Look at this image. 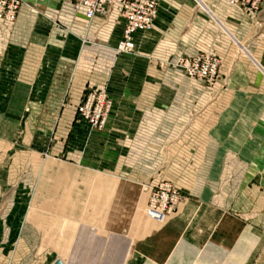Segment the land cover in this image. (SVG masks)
I'll return each mask as SVG.
<instances>
[{
    "label": "crops",
    "instance_id": "obj_1",
    "mask_svg": "<svg viewBox=\"0 0 264 264\" xmlns=\"http://www.w3.org/2000/svg\"><path fill=\"white\" fill-rule=\"evenodd\" d=\"M23 1L0 21V98L43 112L27 137L42 127L47 162L21 223L0 218V264H264V0H154L133 53L118 0L91 20ZM199 52L221 59L212 86L178 65ZM87 88L112 101L102 130L77 116ZM163 178L183 200L160 223L143 209Z\"/></svg>",
    "mask_w": 264,
    "mask_h": 264
},
{
    "label": "built area",
    "instance_id": "obj_2",
    "mask_svg": "<svg viewBox=\"0 0 264 264\" xmlns=\"http://www.w3.org/2000/svg\"><path fill=\"white\" fill-rule=\"evenodd\" d=\"M114 0H69L76 11L91 20L103 14ZM262 0H229L231 5H240L257 10ZM22 0H0V18L7 23H14L18 17ZM118 9L125 20L123 38L118 53H133L136 32L150 31L154 27L158 4L154 0H118ZM182 66L189 78L213 84L220 78L221 60L217 56L199 52L182 58ZM77 116L88 122L95 129H104L112 112V101L105 90L87 88L78 104ZM150 190L148 204L144 210L146 216L153 220L163 221L166 216L175 213L183 200L180 189L170 180L160 179L155 184H147Z\"/></svg>",
    "mask_w": 264,
    "mask_h": 264
},
{
    "label": "rangeland",
    "instance_id": "obj_3",
    "mask_svg": "<svg viewBox=\"0 0 264 264\" xmlns=\"http://www.w3.org/2000/svg\"><path fill=\"white\" fill-rule=\"evenodd\" d=\"M262 2L263 0L257 10L261 8ZM23 4L24 1L22 0V6ZM0 21L8 26H12L16 22L10 24L1 18ZM195 80L204 83L208 87L214 84L210 85L201 80ZM10 107H12V104L9 103V96H2L0 98V218L3 216L2 222L4 224L2 226L0 224V226L5 232L9 230L10 227L8 228L7 225L10 222H13L14 226L17 225V219L14 221L10 217V210L18 209L17 215H19L18 220L20 224L26 211L27 202L29 201L28 198H30V201L33 198L36 199L37 196L35 194H37V191L34 190L36 185L42 182L40 171L41 167L45 166L47 162L46 157L38 149L41 145L38 133L42 127L35 126L33 128L34 136L33 138L32 136L29 138L30 141H28L27 137L28 129L32 130V127H28L27 125L33 118H35V122H38L39 119L44 117L43 112L18 111L12 110ZM145 208L143 209V213ZM169 216H166L163 221H155L162 223ZM8 218L9 224L7 223ZM3 236L5 235L2 234L1 237L3 238ZM9 260L10 255L3 256L4 262L7 263Z\"/></svg>",
    "mask_w": 264,
    "mask_h": 264
},
{
    "label": "water",
    "instance_id": "obj_4",
    "mask_svg": "<svg viewBox=\"0 0 264 264\" xmlns=\"http://www.w3.org/2000/svg\"><path fill=\"white\" fill-rule=\"evenodd\" d=\"M53 264H64V262L60 258H58Z\"/></svg>",
    "mask_w": 264,
    "mask_h": 264
}]
</instances>
